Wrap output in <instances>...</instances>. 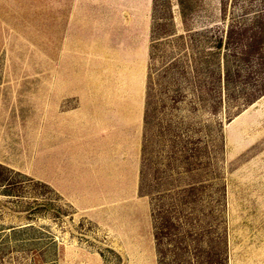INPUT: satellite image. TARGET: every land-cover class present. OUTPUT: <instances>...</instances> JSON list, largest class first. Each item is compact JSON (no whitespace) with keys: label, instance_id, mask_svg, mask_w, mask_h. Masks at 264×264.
<instances>
[{"label":"rangeland","instance_id":"obj_1","mask_svg":"<svg viewBox=\"0 0 264 264\" xmlns=\"http://www.w3.org/2000/svg\"><path fill=\"white\" fill-rule=\"evenodd\" d=\"M220 1L151 0L135 50L112 41L129 18H107L106 41L72 48L61 0H0V264H159V207L177 213L180 231L192 227L184 264L213 252L225 264H264V93L239 110L236 94H221L213 111L198 86L213 67L202 48ZM256 3L226 0L224 21ZM61 111L133 114L117 133L133 134V190L104 176L108 137L83 120L57 125ZM63 131L68 162L94 166L67 191L52 185Z\"/></svg>","mask_w":264,"mask_h":264},{"label":"trees","instance_id":"obj_2","mask_svg":"<svg viewBox=\"0 0 264 264\" xmlns=\"http://www.w3.org/2000/svg\"><path fill=\"white\" fill-rule=\"evenodd\" d=\"M225 2L226 0L220 1L221 20L202 48L205 65L209 66L212 61L213 67L207 77L198 83L203 92L202 97L207 92L211 93L213 98L210 106L213 111L220 104L221 94L225 100L236 94V110H239L264 93V0H258L254 6L244 8L238 17L229 21L223 19ZM213 68L216 69L215 72ZM138 193L145 194L140 175ZM181 194V199L186 200V192L181 191ZM171 210V207H159L151 215L157 259L159 264H184L186 243L183 242L187 236L192 235L193 230L188 225V230L180 231L182 224L176 218L177 213L174 216L170 214ZM180 211L181 208L177 212ZM183 217L184 220L192 218L188 214ZM196 234L193 235L198 241L200 232ZM195 263L225 264L223 257L217 252L208 253L206 259H196Z\"/></svg>","mask_w":264,"mask_h":264},{"label":"crops","instance_id":"obj_3","mask_svg":"<svg viewBox=\"0 0 264 264\" xmlns=\"http://www.w3.org/2000/svg\"><path fill=\"white\" fill-rule=\"evenodd\" d=\"M150 1L151 0H61L63 21L62 42L64 45L68 43L72 48H94L93 44L96 41L102 40V38L106 41L108 38V26H103L102 24H108L107 18L116 16L129 19L127 21L128 23L124 24L126 27L122 25V30H119L118 34L113 36L112 41L117 44H114V46L116 48L124 46L125 48H134L135 50L142 49L145 41L144 18L147 16ZM125 28L127 30H125ZM136 56H138L137 53L134 58ZM91 112L93 113L94 111ZM77 113L66 111L59 112L56 115L57 125L61 124V126L65 128L67 122L79 123L83 120L87 123H91L89 125L91 126L90 133L94 137L98 134L108 137L105 138L106 141L103 142L107 144L106 147H108L106 148V154L110 155V158L104 162L105 169L107 170L104 176H120L124 178L125 183H128L133 190L135 178L133 134L129 136V140L128 134L125 133L126 135L124 136L123 133L117 134L118 130L122 129L123 124L126 127L129 122L131 126L133 125V114H131V118H127L126 115L124 117L122 114L117 116V118L103 115L104 117L102 116L98 119L95 112L93 113L94 115L91 117L89 115L88 118H82ZM128 119H130V121ZM112 129H115V131ZM111 133L114 134L113 138H109ZM119 137L122 138L119 139ZM59 140H61V147L59 149L60 151L56 154V166L58 171L56 172V176L52 177V185L67 191V184L78 185L82 172L92 173L94 166L90 160L88 162L84 161L82 165L78 159H71L69 163L68 160L70 161V159L69 156L67 159V154H72V149L68 148L67 144H65L64 131ZM128 142L129 145L132 144L131 146L133 147L128 148ZM111 143L121 146L120 149H122V151L125 150V153L121 154L122 151L117 154L115 152L112 153V147H109ZM52 159L54 160V158ZM113 171H115V173H113ZM67 175L70 177L64 180Z\"/></svg>","mask_w":264,"mask_h":264}]
</instances>
